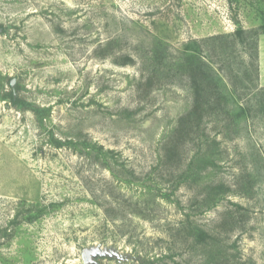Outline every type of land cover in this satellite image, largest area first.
<instances>
[{"label":"rangeland","instance_id":"1","mask_svg":"<svg viewBox=\"0 0 264 264\" xmlns=\"http://www.w3.org/2000/svg\"><path fill=\"white\" fill-rule=\"evenodd\" d=\"M263 19L264 0H0V264H264ZM187 46L213 79L181 123Z\"/></svg>","mask_w":264,"mask_h":264},{"label":"trees","instance_id":"2","mask_svg":"<svg viewBox=\"0 0 264 264\" xmlns=\"http://www.w3.org/2000/svg\"><path fill=\"white\" fill-rule=\"evenodd\" d=\"M264 21V19H263ZM262 32L264 33V22L261 24ZM243 33L242 29H236L234 32V35H241ZM225 37V35H213L206 39H201L200 41H206V40H215V39H221ZM255 44V43H254ZM184 53L188 56V58H192L194 60L193 63H190L188 66L189 70V78L191 80V86L193 88L194 94H195V102L190 111H188L184 116L181 117L180 122H184L185 120L189 119L191 116H193L198 110L201 109L200 104V97L202 94V91H205V88L203 87V81L210 78L213 79V69L209 64L204 63V61L201 60V56L199 55V52L195 48H191L187 46L184 50ZM127 60H131L128 58ZM128 61H123L121 64H127ZM206 69V71L204 70ZM215 75V74H214ZM206 77V78H205ZM4 96H7L9 100L13 103H19V99L14 96L12 91H9L8 93H4ZM243 108H241L242 110ZM244 111V110H242ZM202 238L205 235V233H200Z\"/></svg>","mask_w":264,"mask_h":264},{"label":"water","instance_id":"3","mask_svg":"<svg viewBox=\"0 0 264 264\" xmlns=\"http://www.w3.org/2000/svg\"><path fill=\"white\" fill-rule=\"evenodd\" d=\"M116 258L119 262L129 259V254H122L113 246L103 247L102 245H95L83 249L82 261L84 264H96L98 258Z\"/></svg>","mask_w":264,"mask_h":264}]
</instances>
